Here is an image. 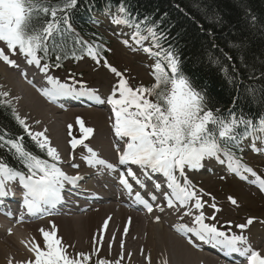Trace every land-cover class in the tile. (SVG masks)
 <instances>
[{
  "label": "snow or ice",
  "instance_id": "snow-or-ice-1",
  "mask_svg": "<svg viewBox=\"0 0 264 264\" xmlns=\"http://www.w3.org/2000/svg\"><path fill=\"white\" fill-rule=\"evenodd\" d=\"M78 3L79 0H56L55 3L52 0H0V44L3 45L0 46V61L18 68L19 64L11 56L23 57L27 65L34 66L43 74L47 87L38 90L49 100L66 96H87L96 97L100 103L111 105L114 117L112 127L119 141L116 145L117 164L98 158L97 153L85 144L94 129L87 127L84 120L77 117L76 124L81 135L79 138L73 137L70 143L73 149L80 145L87 149L90 153L88 165H101L119 172V183L129 193L133 191V184L145 188L147 186L133 166L141 169V174L146 178L149 175L163 176L165 185L157 182L154 188L162 193L169 208L176 204L187 208L184 215L192 217V226L181 224L176 230L189 237V244L199 246L194 244L195 237L201 243L218 247L226 258L237 254L246 259L247 264H264V255L255 250L248 237L243 234L244 229L253 223V219L249 218L246 223L235 225L240 234L232 231L231 221L218 226L215 215H205V202L188 175L191 171L203 168L206 161L215 160L221 165L226 164L228 170L239 175L242 180H248L249 176L246 174H250L253 177L250 182L264 191V177L242 163V156L237 155L243 142L249 139L252 151H264L257 147V142L264 144V114L250 116L242 110L239 113L235 109L225 112L212 106L207 91L198 88L182 70L181 60L174 46L162 43L167 38V31L160 30L163 20L150 23L151 17L140 19L133 16L122 2L115 14L109 9L112 23L133 28L131 41L142 47L146 54L156 58L152 65L154 83L151 86L132 87L123 73L102 55L104 51L111 50L102 49L98 44L85 40L74 27L73 11ZM92 22L98 23L96 20ZM146 41L151 43L147 44ZM122 43L129 46V40H123ZM77 52L86 54L97 65L107 68L118 78L106 100L100 99L96 90L73 75L61 81L59 77L50 74L53 68L62 67L61 61L69 55L76 58ZM259 78H264V73L257 76L254 71L250 77ZM249 91L255 99L256 89L250 88ZM9 96L7 91L0 92V106L11 107ZM260 99L264 101V95ZM13 114L23 133L46 154V158L27 148L24 135H14L7 129L0 128V150H6L16 161L13 164L7 157L0 156V206H3L5 200L15 198L11 185L18 184L22 191L21 204L28 214H51V210L63 202L65 185L74 186L82 177L68 175L62 170L60 155L51 146L46 129L33 132L14 109ZM68 129L71 136L73 125H68ZM71 166L79 167L76 164ZM163 187L168 191H163ZM149 195L152 200L157 199L154 193ZM136 199H143L140 193H136ZM229 200L233 205L237 204L234 198L229 197ZM143 203L151 212L152 204L147 200H143ZM210 207L216 212L220 211L215 203ZM20 219L22 221L23 215ZM156 219L159 220V217ZM107 226L108 220H105L103 227L106 229ZM40 232L44 246L42 248L38 242H32L30 251L35 258L28 264H88L90 261V255L83 252L76 256L68 252L55 225L51 231L41 229ZM124 232L127 234V226ZM102 239L97 238L96 243L101 244ZM123 259L121 255L116 264H120ZM95 264L111 262L97 259Z\"/></svg>",
  "mask_w": 264,
  "mask_h": 264
},
{
  "label": "rangeland",
  "instance_id": "rangeland-1",
  "mask_svg": "<svg viewBox=\"0 0 264 264\" xmlns=\"http://www.w3.org/2000/svg\"><path fill=\"white\" fill-rule=\"evenodd\" d=\"M107 14V15H106ZM103 16H99V26L98 29L108 38L110 41V55H108V62L116 67L118 71L123 73V75L127 76L131 82L129 84L132 86V83H146L151 81L150 76V68H151V62L149 59L146 58V54L144 51H141V47L137 46L131 39L129 38V33L125 27H122L121 25H116L112 23L111 18L109 17V14L106 13ZM123 40H129V46H125L122 41ZM147 43V42H146ZM18 58L17 56H14ZM19 59V58H18ZM15 60V59H14ZM20 60V59H19ZM17 61V60H16ZM4 63V62H3ZM19 66L26 67L28 65L21 64L17 61ZM6 68H9L12 70V73L16 75L18 71H16L13 68L8 66L4 63ZM51 75L57 76L61 79V81H65L68 79L69 75H73L78 80H82L86 83V85L96 90L97 92H101L104 94H111V90L113 85L117 82L118 78L111 73L107 68L103 67L102 65H97L93 60H89L88 58H83L82 60L78 61L75 64L67 63L65 65V69L62 71H51ZM7 91L10 93V96L8 99L11 100V103L14 106V109L16 113L23 119H25L26 123L29 125L32 131L36 129L35 132L39 129L40 124H42L39 120H36V118L32 115L33 112L30 109H23L22 111L19 109V103H18V93L19 91H14L11 87L8 86L3 81V78L0 76V92ZM18 99V100H17ZM72 107L74 110H77L75 105ZM104 107V106H100ZM93 109H97L98 111H103L108 113V117L111 116V107H108V109L105 111L103 109H99L98 107H92ZM89 109V108H87ZM59 117L60 114H57ZM59 117H55L56 121L61 122L63 124V121L59 119ZM77 117H80L84 120L85 125L87 127H92L93 124L91 122L90 116L84 115V114H77L76 118L73 120L66 121V124L62 125V136L65 140V145L67 144V141L71 137L79 138L81 133L79 131V126L76 124ZM39 121V123H36ZM73 125L72 129V135H69V129L68 125ZM112 125H109L108 134L111 137L110 140V149L111 154L108 155L111 157L109 160H113L112 157L116 156L118 154L116 145L119 143V141H115L114 138V131L111 129ZM94 129V128H93ZM47 134L51 136L50 132L47 131ZM94 134V133H93ZM93 134L89 137L86 144H88L89 147V141L91 137H93ZM82 146V145H81ZM66 147V146H65ZM122 148V146H121ZM87 151L85 147L79 150H71L66 147V159H80L81 156H83V163H87L85 159L84 153ZM252 151L251 147L248 146L247 151H244L242 158L247 159L246 162H248L247 165L249 167H252L260 176L264 177V154H256L252 155L249 152ZM75 153L77 155H75ZM78 162V163H80ZM209 162L212 161H206L205 166H208ZM213 165L217 166V169L213 172H205V171H199L195 173V176L193 177L192 183L195 186V189L199 194L202 196V200L205 202L204 206V213L206 216H216V222L218 223V226L224 225L225 222L231 221L233 228L232 231L236 232L237 234H240V230L235 227L237 224L246 223L249 218L253 219V223L248 225L246 229H244L243 234L248 237L249 243L251 246L255 249L256 246L259 247L262 252H264V191H261L259 187L250 181L253 179V177L249 176L248 180H242L239 175L234 174V172L228 170L225 165H221L218 162H212ZM262 164V165H261ZM78 165V164H76ZM60 167L62 170L68 173L77 172L80 170H76L77 168L67 165H64L63 163L60 164ZM209 167V166H208ZM213 167V166H212ZM204 168V167H203ZM202 169V168H201ZM87 168H84L83 171H87ZM96 176L101 177V167L96 165ZM194 172L191 171L189 174H193ZM188 174V175H189ZM248 175V174H246ZM116 176L114 177V181L111 180L110 184H113L116 182ZM84 180L82 181L83 186H86V179L87 177H83ZM189 178L191 180V176L189 175ZM156 184V183H155ZM98 188L103 189L98 186ZM155 189L154 187H152ZM106 189V188H104ZM64 193L63 196H65ZM155 195L159 198H162V193L157 192ZM66 197V196H65ZM229 197L234 198L237 201L236 205H233L231 201L229 200ZM117 199V198H116ZM112 202V201H111ZM104 204L105 206L109 205ZM114 203V202H113ZM116 203V202H115ZM193 202H190V205ZM212 203H215L217 207L220 209L219 212H216L213 208L210 207ZM118 204V203H116ZM117 206V205H116ZM95 211H98L96 209ZM133 211V210H132ZM179 212L180 214L183 211H187V209H183L178 207L176 210H173V208H170L168 213L169 214H175L176 212ZM194 211V210H193ZM135 214H138L136 211H133ZM67 214H62V216L71 214L70 212H66ZM60 214L55 212L53 215ZM140 214V213H139ZM159 218H162V214L158 213ZM68 217V216H66ZM58 217H52L46 218L48 223L46 222V226H48V230L51 231L52 226L55 225V229L57 230V234L59 237L62 238L63 244L68 248V252L76 256L78 253H85L87 255H90L91 259L88 262V264L92 263L94 264L97 259H107L111 262V264H116V261L120 260L121 255H123L124 259L120 261V264H200L198 262L190 263L193 261L192 259L188 257H181L178 256V254L173 251L171 248L168 250L161 249L160 246V239L157 240L155 236L152 239V247L154 248V255L151 254L149 247L144 245L143 243L139 246H136L134 242L137 241L138 235L137 233L131 234L129 228L127 234H125L124 230L121 232L120 235L114 234V237L111 238V242L107 243L102 242L101 244H105L104 248H101V244H97L96 240L99 238L100 229L98 230L97 227L90 234L91 236V248L86 249H76L75 243L76 239L74 238L72 240V237H74V233L71 237L65 238L64 236L60 235L58 233V225L55 222V219ZM16 222V221H15ZM100 222V220H97V224ZM149 222V221H148ZM145 221V225L148 223ZM152 224H157L155 221L150 220ZM208 223H212L213 221H206ZM17 226L19 227L22 224H19L18 222ZM25 223V222H24ZM25 224H36V222H27ZM145 226L144 224H142ZM13 230L15 229L18 231L20 236L24 235V240L21 241L23 245L18 243V248L23 250L26 254V256L21 257L22 264L25 263L30 258V248L32 247V242H38L40 246L43 248L44 241L39 240L40 238L36 237L33 234H28L26 230H22L21 228H17L16 225H12ZM12 226L10 225V230L12 229ZM128 227V226H127ZM125 229V228H124ZM0 232L2 234V237H0V248L3 251H9L12 250V253L16 251L18 252V248L16 249L13 247V245L7 241V239L10 237L9 234L2 233L1 229ZM144 234V233H143ZM16 234H13V239H17ZM141 237H144L141 236ZM87 241V237L85 238ZM18 242V240H17ZM156 244H159V247L157 248L155 246ZM8 244V246H6ZM123 245V246H122ZM17 246V245H16ZM198 252L205 253L207 252L205 249H201L200 247L195 246V248H192ZM211 252V251H210ZM212 253V252H211ZM107 254V255H106ZM213 254V253H212ZM264 254V253H263ZM110 255V256H109ZM216 257V258H215ZM215 260H217V264H227L224 262V260L217 259L218 257L215 256ZM5 259H8L7 256H5Z\"/></svg>",
  "mask_w": 264,
  "mask_h": 264
},
{
  "label": "bare ground",
  "instance_id": "bare-ground-1",
  "mask_svg": "<svg viewBox=\"0 0 264 264\" xmlns=\"http://www.w3.org/2000/svg\"><path fill=\"white\" fill-rule=\"evenodd\" d=\"M19 63L23 64L22 62ZM12 68L13 71L14 69L18 71L16 75L12 73L11 69L6 68L3 61H0V76L3 78V81L8 84V86L11 87L14 91H19L18 99L19 97L20 99H17L19 103V109L21 111L23 109H30L33 112L32 115L36 118V120H39L42 123L40 124L37 132L44 131L45 129L50 132L51 136L47 134V131L46 135L50 139L51 146L57 149L61 161L64 165H79L76 170L80 171L66 173L68 175H79L80 177H82V179L79 180L78 183L74 186L67 184L65 185L62 196L64 195V193H67L65 194L66 197L63 196V202H61L60 208L58 210H53L55 214L60 212V214L58 215H53L54 212L52 211L51 214H44L41 215V217H23L21 221L20 218H15L0 213V222L6 223V226L0 225V229L4 236L5 234H9L10 237L7 239V241L10 242L13 247L17 249L19 246L18 243L20 244L21 241L24 240V235L20 236L18 231H16L15 229L13 230L12 225L17 226L16 222L22 224L19 227L17 226V228H21L23 231L26 230L27 235L33 234V236L35 235L36 237L40 238L39 240H42L43 238L40 230H48V226H46V222L48 223V221L46 218H49L50 216H57L58 218L55 219V222L58 225V233H60V235L64 236L65 238L71 237L74 233L75 235L74 237H72V240L75 238L76 243L73 247H75L77 250H80L82 248H91L90 234L92 232L93 235V231L96 229V227L98 230L100 229L99 236L103 238L102 242H106L113 238L114 234H116L117 236L120 235L124 228L128 226L131 234L137 233L138 235L137 241L134 242V244L136 246H139L143 243L144 245L149 247L152 255H154V248L151 245L152 239L155 236L157 240L160 239L161 249L168 250L171 248L178 254V256L188 257L192 259L193 261H191L190 263L201 262L200 264H217L215 255L211 253L212 251L210 252L209 250L205 249L200 241L193 238L194 244L199 245L198 247H200L201 249H205L207 252L202 253L192 249L195 248V246L188 243L189 237L176 230L181 224H188L189 226H192L191 216H185V211H183L181 214L177 211L176 217L175 214H169L168 211L170 208L167 206L163 195L162 198L156 196V200L151 199L149 194L156 193V190L152 188L154 187L155 183H157L156 181L152 182V187H143L142 190L138 192L141 195L144 194L146 200L152 204L151 212H149L148 210L142 211L141 209H137L126 203L124 197L127 196L128 190L119 183V172H113L111 170H108L104 166L97 165L101 167L102 174L100 177L96 176V165L89 166L88 163L80 162L83 161V156H81V160L66 159V145L65 140L62 136V125L66 124V121L76 118L77 114L82 113L84 115L90 116L91 122L94 125V134L89 141V147H91L97 153L98 158L104 159L109 163L117 164L118 154L112 157L113 160H109L111 157L108 156L111 154V137L109 135L110 133L108 134V127L109 125L113 124L114 117L112 112H110L111 116L108 117V113L93 109L91 105H87L88 107H81L77 108V110H74L72 108L74 106H71L74 104L66 106L53 100H49L38 90L39 88L34 86L33 84L34 78L43 80V75L37 77L39 75L36 73V71L29 70L28 68H31L29 66H19L18 68ZM28 72H31L34 75H31V80L25 78L24 73L31 74ZM43 82L44 81H42V83ZM105 96L108 97L109 94L107 93V95ZM75 106L79 107L77 105ZM93 107L97 108V106ZM98 108H104L105 111L108 109V107L105 106H98ZM57 114H60L61 116L59 117ZM56 116L63 121V124L56 121ZM111 129H113V127H111ZM114 138L115 141H117V138L115 136ZM86 145L88 146V144ZM75 155L77 154L75 153ZM84 155L86 156L85 159L87 162L90 153L86 151ZM84 168H87L88 170L83 171ZM134 170L136 171L137 175L140 176L141 180H144V175L141 174V169L136 167V169ZM116 174V182L110 184L111 180L114 181V177L116 176ZM83 177H87L86 186H83L84 184H82V181L84 180ZM161 184H165V180ZM98 186L103 189L98 188ZM134 186H136V184H133V187ZM162 190L168 191V189H166L165 187H163ZM79 194L87 195L86 198H89V200H85L79 197ZM109 202H111L109 205H104L108 204ZM115 202L118 204H116ZM178 207L182 208V210L187 209L185 207H181L179 204H176L172 208L173 210H176ZM96 209H98V211H95ZM161 209H163V211H161ZM132 210L136 211L138 214H135ZM15 212H18V210ZM66 212H70L71 214L62 216V214H67ZM158 213L162 214V218H159V220L156 219L157 217H159ZM182 217L183 219H181ZM129 218L131 220L130 223ZM97 220H100L98 224ZM105 220H108V226L106 229L103 227ZM150 220L155 221L157 224H152ZM145 221H149L147 225H145ZM24 222H36V224H25ZM142 224H144L145 226H143ZM10 225L12 226L11 230L9 228ZM13 234L19 235L17 236V239H13ZM143 235L144 237H141ZM0 237H2L1 232ZM86 237L88 239L87 241L85 240ZM109 242H111V240L107 243ZM21 244L23 245V243ZM6 246H8V244ZM155 246L158 248L159 244L155 243ZM104 247L105 244H101V248ZM12 250L3 251L0 248V264H9V261H11V264H22V259L20 258L26 256L25 252L20 248H18L17 253L16 251L12 253ZM255 250H259L261 254L264 255V252H262L259 247L256 246ZM5 256H7L8 259H5ZM217 259L224 260V262H226L227 264H232L230 259L226 257H218Z\"/></svg>",
  "mask_w": 264,
  "mask_h": 264
},
{
  "label": "trees",
  "instance_id": "trees-1",
  "mask_svg": "<svg viewBox=\"0 0 264 264\" xmlns=\"http://www.w3.org/2000/svg\"><path fill=\"white\" fill-rule=\"evenodd\" d=\"M122 2L133 16L151 17L150 23L163 20L160 30L167 31V38L162 43L174 46L182 70L198 88L207 91L212 106L225 112L242 110L250 116L264 114V101L260 99L264 95V78L250 79L254 71L257 76L264 73V0H79L73 11L74 27L85 40L107 50L108 41L94 27L89 13L103 7L117 10ZM106 54L107 51L102 53ZM81 56L87 55L77 52L76 58L69 55L61 64ZM152 60L155 63L156 58ZM153 83L154 79L136 87ZM250 88L256 89L255 99ZM0 128L24 135L28 149L45 155L23 133L12 106H0ZM240 154L241 149L237 152ZM0 156L16 163L6 150H0Z\"/></svg>",
  "mask_w": 264,
  "mask_h": 264
}]
</instances>
